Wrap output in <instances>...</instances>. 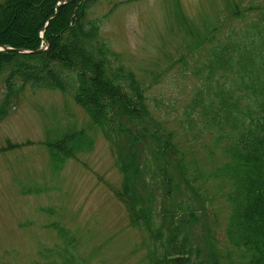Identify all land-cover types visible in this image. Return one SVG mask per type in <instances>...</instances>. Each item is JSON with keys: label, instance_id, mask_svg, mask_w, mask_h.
<instances>
[{"label": "trees", "instance_id": "trees-1", "mask_svg": "<svg viewBox=\"0 0 264 264\" xmlns=\"http://www.w3.org/2000/svg\"><path fill=\"white\" fill-rule=\"evenodd\" d=\"M113 1L97 14V5ZM128 1L0 0V46L10 48L0 50V120L27 89L72 94L106 138L124 136L116 196L131 224L152 240L149 264H227L232 255L238 264H264V13L241 35L225 33L211 58L194 64L198 83L181 115L193 130L189 142L151 109L145 85L101 34L111 10ZM19 13L28 16L25 26H10ZM68 134L48 143L56 165L75 155L76 138ZM206 138L211 143H203ZM211 189L230 206L220 251L192 234ZM62 238L65 264H77L68 258L69 233Z\"/></svg>", "mask_w": 264, "mask_h": 264}, {"label": "rangeland", "instance_id": "rangeland-1", "mask_svg": "<svg viewBox=\"0 0 264 264\" xmlns=\"http://www.w3.org/2000/svg\"><path fill=\"white\" fill-rule=\"evenodd\" d=\"M111 5L114 1L95 10L103 14ZM236 10L245 17L235 16ZM263 13L264 0H132L111 10L101 34L117 61L143 82L151 109L181 140L191 142L189 119L181 115L198 83L194 64L210 59V49L225 33L241 35ZM27 18L19 13L10 26L24 27ZM66 134L76 138L75 155L56 165L48 143ZM123 137L106 138L70 93L27 89L22 94L0 120V264L69 263L60 255L68 233V258L77 264H149L152 240L131 224L127 205L116 196L123 181L117 165ZM199 148L193 144L201 158ZM209 191L192 234L205 236L206 246L220 251L230 206ZM226 263L238 264V259L232 255Z\"/></svg>", "mask_w": 264, "mask_h": 264}, {"label": "water", "instance_id": "water-1", "mask_svg": "<svg viewBox=\"0 0 264 264\" xmlns=\"http://www.w3.org/2000/svg\"><path fill=\"white\" fill-rule=\"evenodd\" d=\"M2 49H10L8 47H5V46H0V50ZM39 50H42V48H40ZM18 52H21V53H26V52H29L28 50H25V49H17Z\"/></svg>", "mask_w": 264, "mask_h": 264}]
</instances>
